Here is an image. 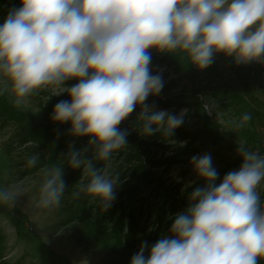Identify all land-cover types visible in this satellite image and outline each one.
<instances>
[{
  "label": "clouds",
  "instance_id": "clouds-1",
  "mask_svg": "<svg viewBox=\"0 0 264 264\" xmlns=\"http://www.w3.org/2000/svg\"><path fill=\"white\" fill-rule=\"evenodd\" d=\"M183 53L203 70L214 54L237 64L264 58V0H22L0 25V84L17 107L40 92H68L71 102L57 103L53 119L71 122L74 136H89L97 145L91 160L71 151L68 163L83 168L87 184L79 191L106 211L115 199L120 177L108 169L113 154L127 145L119 125L142 106L139 119L144 135L171 136L183 123L166 111L145 103L160 93L159 75L150 72L151 54ZM78 79L71 88L66 81ZM245 113L238 127L250 121ZM243 164L225 175L217 186L218 172L210 155L194 156L197 174L207 181L191 195L187 213L172 225L173 238L160 239L145 257V242L131 264H258L264 259V211L259 188L264 182V156L240 144ZM38 155L27 164L35 167ZM37 207L61 206L65 192L62 167L40 169ZM24 189L12 185L0 191V202L13 203Z\"/></svg>",
  "mask_w": 264,
  "mask_h": 264
},
{
  "label": "rangeland",
  "instance_id": "rangeland-1",
  "mask_svg": "<svg viewBox=\"0 0 264 264\" xmlns=\"http://www.w3.org/2000/svg\"><path fill=\"white\" fill-rule=\"evenodd\" d=\"M17 4L18 0H0V25L11 10L22 6ZM150 54L151 75H159L163 87L159 96L161 102L153 107L149 102L145 103L155 111H166L177 117L183 114L181 126L189 135L150 140L153 144L142 154L144 159L160 162L152 164L150 174L162 186H150L151 182L142 185L138 199L147 200L136 207H142L145 214L138 220L132 241L128 237L131 234L129 211L125 210L119 216L123 220L121 227H118V216L111 214V208L119 203L128 208L126 191L136 164L128 156L131 145L127 142L126 147L114 153L110 161L109 173L120 177L114 188L115 199L111 207L100 214L99 201L87 195L82 202L84 205L75 210L77 198L73 196L74 189L79 190L87 178L83 177V168L73 169L69 165L68 155L76 151L86 158L97 149V145L90 143L92 138L89 136H74L71 122L61 123L53 119L54 111L49 108L51 99L70 103L71 96L67 97L70 94L40 92L30 97L27 105L17 107L10 92L0 91V191L12 185L24 189V194L14 204L0 202V261L10 264H131L145 242L147 258L160 239L170 238L175 218L181 214L178 208L169 212L165 220L170 225L168 232L154 235L156 205L148 214L147 203L154 204L158 188L175 191L178 197L185 196L183 203L188 209L195 189L207 185L195 170L194 156L210 155L212 167L218 172L217 186L226 174L242 167L240 144L264 156V58L237 64L234 58L218 53L214 54L212 64L201 70L190 62L186 54L176 53L172 56L180 66L183 65L178 71L173 70V66L154 62L153 56H161L162 53L151 49ZM239 67L249 70L255 67L251 70L252 83L248 95L233 86ZM77 83L78 79H72L66 81L64 87L71 88ZM238 95L249 105L247 110L236 99ZM141 110L142 106L136 107L138 116ZM247 111L251 117L256 112H261V115L252 124L248 121L244 127H238ZM118 127L126 136L137 133L129 117ZM57 140L63 145L62 149L51 157L53 149L50 142ZM33 155H38L39 160L35 167H29L27 161ZM53 166L62 167V179L71 175L75 179L72 184L65 183L59 208L41 209L37 207L43 182L40 169ZM104 166L103 162L100 171ZM258 191L261 211H264V182ZM119 209H116L118 214ZM152 237H155L153 244L150 241Z\"/></svg>",
  "mask_w": 264,
  "mask_h": 264
},
{
  "label": "trees",
  "instance_id": "trees-1",
  "mask_svg": "<svg viewBox=\"0 0 264 264\" xmlns=\"http://www.w3.org/2000/svg\"><path fill=\"white\" fill-rule=\"evenodd\" d=\"M18 4H22V0H18ZM17 8H20V7H15L14 9H17ZM153 57L155 58L154 62L156 64H161V65L166 64L167 66H171V67L173 66V70L179 71L180 68L183 66V65L180 66V63L176 60V58H174L172 54H169V53H162L161 56L155 55ZM254 69L255 67L251 68L250 70L248 68H242V67L237 68L236 77L234 78V81H233V84H234L233 86L235 88H238L239 91L246 92V94L248 95L249 89L251 88L250 84L252 83L251 70H254ZM159 96H160V93L157 95H149L146 102H149L151 107H153L157 102H161ZM67 97H70V95H67ZM236 99L240 102V104L246 107L245 110L248 109L249 105L245 101L242 100L240 95H238ZM61 101H62L61 99H58V100L51 99V102L49 103V108H51V110L54 111L57 103ZM175 103H177V101ZM247 114H249L248 111H247ZM260 115H261V112L260 113L256 112L255 115H253L250 119L251 124L253 123L254 119H257L258 117H260ZM129 118H131L133 126L137 129V133L132 136H126L127 142L131 145L128 156L131 157V159L133 158V160L136 161L134 169H132L131 175H130L131 176L130 179L132 181L129 186V189L126 191L128 208L127 209L124 208L122 206V203H119L116 206L120 208L119 209L120 214H118L119 213L118 210L116 211L117 209L116 206H113L111 208L112 209L111 214L114 217L118 216V219H119V216L123 215L125 210L129 211L128 224H129V228L131 229V234L128 237H129V241H132L135 229L137 228L138 220L142 219L143 215L145 214L144 211L142 210V207H140L139 209H137L136 207L137 204H140L142 206V204L147 200V198L138 199L141 196V195L139 196V194L141 192L142 185H146L151 182L150 186H154V187L162 186L161 182L159 180H156L154 176L150 174V168L152 167V164H160V162L153 163L147 158L144 159L142 157V154L146 153V150H147L146 148L153 144L150 140H153V139L163 140L166 138H173V137L185 138L189 134L184 130L183 126H180L173 131L171 136H164L163 133L161 132H156L150 136L144 135L142 131L143 122L140 121L139 116L138 114H136L135 110L129 116ZM50 144L52 145V149H53L52 151L53 153L51 157H53V155H55V151L60 152L63 145H60L61 142L59 140L51 141ZM96 150L97 149H94L92 153L85 159L91 160L95 168L97 170H100L102 168L103 161H98L95 159ZM233 166L234 165H232L230 168H233ZM74 179L75 177H73V175L63 178L64 182L69 183V184H72L74 182ZM84 182L85 184H87L88 179ZM74 191L77 192L79 190H76L75 188ZM86 196L87 194L81 193V195L76 199L75 204H74L75 210H77V208H80L81 206L84 205L82 202L84 201ZM157 197H159V199H157ZM183 200H186L185 196L178 197L175 191H172L169 189L164 190V188L163 189L158 188L157 194L154 197V204L147 203V207H148L147 213L148 214L151 212L152 206L156 205L157 217L155 219L156 222H154V226H156V228L154 229V235L156 236H158L159 234L164 235L166 234V232H168L170 225L167 222L165 223V220L169 212H173L175 209L178 208V210L181 211V213H187L188 209L184 205ZM81 210H84V209H81ZM104 211L105 210L101 207L100 214ZM99 221L101 220L99 219ZM144 222L145 221H143V223ZM122 224H123V220L122 218H120L118 222V227H121ZM173 237H174V234L171 231L170 238H173ZM154 240H155V237L150 238V241L152 244ZM134 243H137V242L134 241ZM0 264H10V263H7L1 260ZM258 264H264V259H260L258 261Z\"/></svg>",
  "mask_w": 264,
  "mask_h": 264
}]
</instances>
